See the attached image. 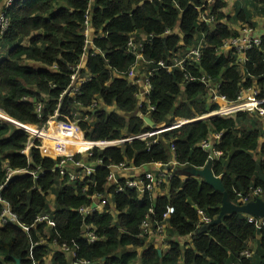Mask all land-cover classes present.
<instances>
[{"label":"trees","instance_id":"trees-1","mask_svg":"<svg viewBox=\"0 0 264 264\" xmlns=\"http://www.w3.org/2000/svg\"><path fill=\"white\" fill-rule=\"evenodd\" d=\"M3 2L0 0V7ZM227 4L226 0H14L7 11L10 27L2 46L9 52L0 61V109L6 113V123L0 122V188L5 185L0 190V214L3 203H8L17 223L0 226V264H17L18 260L20 264H44L54 245L60 251L55 253L53 264H69L61 246L73 241L76 258L94 264H264V228L249 222L248 214H226L220 223L199 226L200 210L213 223L223 203L222 192L207 182L182 180L173 174L168 186L164 182L159 185L168 193L156 197L153 189L143 192L142 197L137 189L119 191L106 185L110 167L122 163L136 167L168 164L174 157L178 166L203 167L209 153L201 144L208 139L222 151L213 161V173L221 177L230 200L237 204L244 199L264 200V125L247 111L220 116L224 101L219 110L211 112L218 104L211 102L209 85L230 102H237L241 91L250 87L257 88L264 98V36L241 64L233 50L219 54L225 40L240 34L233 32L227 21L255 26L253 18L264 14V0H242L233 17L225 12ZM203 14H212L215 21L204 22ZM87 22L99 53L85 49ZM131 37L143 46L139 50L145 61L137 68L143 81L149 78L151 85L142 104L138 94L144 91L143 83L132 84L125 77L137 63L136 54L128 51ZM202 37L199 62L188 59L185 68L168 69L174 57L183 58ZM85 52L88 59L79 74L91 79L81 85L80 95L62 96L71 83L72 67L80 63ZM27 61L48 68L36 69ZM187 74L196 79L188 80ZM203 76L210 83L203 82ZM38 104L43 105L40 114ZM56 114L58 120L77 122L89 141L82 135L77 138L79 129L64 128L61 134L69 143H60L61 138L44 141L52 154H60L70 143L86 150L92 142L154 131L143 116L155 127L172 124L177 118L193 120L204 115V119L110 147L99 142L102 147H94L90 156L91 161H100L95 172L70 181L56 169L58 161L43 155L41 142L26 131L35 132L32 126L42 128ZM12 118L32 126L18 128L12 125ZM215 134H222L219 141ZM75 157L81 159L82 154ZM17 170L25 172L9 177V171ZM140 181L146 183L145 177ZM258 188L262 192L257 195L254 191ZM51 192L56 194L53 212L48 201ZM107 193L111 203L103 211L94 210L86 219L80 215L78 208L92 205L95 195ZM169 205L175 208L166 221L171 232L192 236V244L169 242L159 255V249L142 236L141 225L147 216L153 224H163ZM46 213L54 226L36 221ZM84 223L91 225L97 241L89 243L82 238ZM257 237L255 254L245 257L243 253L251 251L250 242Z\"/></svg>","mask_w":264,"mask_h":264},{"label":"built area","instance_id":"built-area-1","mask_svg":"<svg viewBox=\"0 0 264 264\" xmlns=\"http://www.w3.org/2000/svg\"><path fill=\"white\" fill-rule=\"evenodd\" d=\"M213 1H215V0H210V2H213ZM226 1L230 2L232 0H226ZM13 2H14V0H4L2 6L0 7V54L2 53V49H3L2 46H3L4 36L10 27V18L7 14V11L13 5ZM202 20L206 23L211 24L215 21V17L212 14H210V15L203 14ZM86 24H87V26L85 29V33L87 36V41H86L85 49L86 50L91 49V50H94V52L99 53L97 48L94 46L93 41L90 40V38H89V30L91 28L90 23L87 22ZM169 32H170V30L168 31V33ZM261 42H262L261 37L255 36L253 34V29L251 28V26L246 25V27L240 32L239 35L233 36L232 38L225 40L223 45L221 46V48H224L227 50H233V52L237 55V63L241 64L245 61L247 53L250 50L254 49L256 46H259L261 44ZM139 47L141 49L143 47L142 44L139 45L138 43L135 42L134 38L131 37L129 39V42H128V51L136 54V56H137L136 62L137 63H135L128 70L125 77L132 84H137V85H141V83H143V76L142 77L140 76L139 70L137 67H138V65H140L141 61H145L143 55L140 53ZM202 48H204V41L199 42L198 46L195 48L194 47L189 48L186 55L183 56V58H180L179 56L174 57V63L172 65L168 66V69L172 70L173 68H185V62L188 59L192 62H196V63L199 62V60L201 58ZM87 59H88V53L85 52L82 56L80 63H78L72 67L71 83H70L69 87L66 90H64L62 96L66 95V96H71L73 98V97L80 95L81 85L86 83L87 81H89L91 79L90 76H80V74H79L80 69L85 68V61ZM159 65L162 67H166V64L164 62H160ZM120 77H122V76H120ZM187 79L188 80H195L196 78L194 76L187 74ZM202 81L205 82L206 84L210 83V79L206 80L204 76L202 77ZM144 85H147L146 94H149L150 90H151L149 78H146L144 80ZM209 85L211 86V90H212V94H211L212 99L214 98L215 100H220V103L222 101H224L227 104H230V103L245 104V105L241 106V108H239L237 111H234L232 113H237L239 111L251 112V113L256 114L259 117V119L263 122V120H264V98H262L260 96V91L257 88L250 87L247 90H242L239 97H238L237 102H230L225 97L217 95V90H215V88H213L214 86L211 84H209ZM219 108H220V106H218L217 109L212 110L211 112L217 111V110H219ZM152 109H154L153 106H151V110ZM42 111H43V105L38 104L37 105V112L40 114ZM5 114H6L5 111L0 109V122L6 123L5 122ZM206 114H208V113H206ZM224 115H227V114H224ZM56 116H57V114L54 117H51L42 128H38V129L41 130L42 133L43 132L49 133L53 136L60 135L63 132L64 128L67 129L68 131H71L73 128L78 129V127L75 125V124L78 125L77 122L69 123V122H66L63 120H58L56 118ZM203 116L195 118L193 120L177 119L172 124L165 125V126H158L156 129H154V131H151L150 136H153V135L158 134V133L160 134L161 132H163L167 129L177 128V127H180L184 124H187V123H190L193 121H197L199 119H202ZM220 116H223V115H220ZM28 132L30 133V131H28ZM221 135L222 134H215L214 139H218V141H219L221 138ZM147 137H149V136L139 135V136H135L131 140L146 139ZM87 141H89V140H87ZM90 142H92V141H90ZM99 142L107 143L105 147L113 146L115 143L114 141H99ZM99 142H92V144L97 143V145L95 147H102V146H100ZM154 142H157V141L155 140ZM92 144H91V146H88L87 149L85 150L86 152H90L89 156L93 155L92 149L94 147ZM30 146H31L30 144L27 146L26 151L30 148ZM201 148L208 151L209 158L212 161L218 159L222 155V151L218 150L216 148V145H213L212 140L207 139V140L203 141L201 144ZM41 152H42V147H41ZM66 154H63V155L57 154L59 156L55 157L56 158L55 159L51 152L48 151V153H46L47 157L53 158V159L58 161L56 164V169L60 172V174L62 176H68L70 181H76L78 179H83V178H85V177H87V176H89L95 172L96 168H93L90 163H86L82 159H76L75 154H68V155H66ZM98 163H100V161H98ZM117 166L127 167L126 163H122V164L117 165ZM17 171H20V170H17ZM17 171H9V177H12V175ZM30 173L33 174L34 176H37L36 172H30ZM144 177H145L146 183H144V181H140V180H138V181L128 180V181H125V185L120 184L118 186V190L123 191L126 188H132V189H137L139 192H145L147 190L151 191L154 188V180L152 179V175L148 173V174H145ZM4 186H1L0 190ZM254 192H255V194L258 195L262 192V189L261 188L255 189ZM97 196H100L99 201H94L93 204L90 206H82V207L78 208V212L80 213V215L84 219H86L88 216L92 215L94 210H97L98 204L105 206L108 203L107 199L105 198V195L97 194ZM239 196L244 199V197L240 193H239ZM0 199H1V195H0ZM246 202H248V199H244V203H246ZM94 204H96L95 207H94ZM3 205H4V208H3L2 213L0 214V223L2 225L8 224L10 221H13L16 219V216L12 214L10 205L6 202H4ZM150 213H153V210H151ZM174 213H175V208L172 205H169L166 209V212L163 215V219H162L164 221L163 224H161L160 222H156L153 224L151 217L147 216L146 220L141 225L142 236L150 237L154 234L163 233L165 222ZM199 214H200L199 224L200 223H206V224L212 223V220L208 216H206L202 210L199 211ZM36 221L37 222H46L48 226H54V221H53V219L49 213L40 215ZM248 221L251 223H254L258 229L264 228V217H255L252 215H248ZM24 228L26 230H28L27 227H24ZM83 228H84L82 230V238L83 239L87 240L89 243H93V242L98 240V237H97L96 233L92 230L90 224L84 223ZM72 246H76V242L73 241L72 245H69L67 243L62 244L61 250L65 251L66 254H72L74 256V259H75L74 264H94V263L87 261V260H78L76 258L75 248ZM243 255L247 258H250L252 256V253L250 251H246L243 253ZM35 264H38V263H35Z\"/></svg>","mask_w":264,"mask_h":264},{"label":"crops","instance_id":"crops-1","mask_svg":"<svg viewBox=\"0 0 264 264\" xmlns=\"http://www.w3.org/2000/svg\"><path fill=\"white\" fill-rule=\"evenodd\" d=\"M206 2L211 3L210 0H206ZM240 2H242V0H232V1L228 2L227 8L225 9V12L229 17H233L236 14V5ZM2 4H1V6H2ZM257 7L260 8L261 6L257 5ZM248 8H251V4L248 5ZM253 21L255 23V26L250 25L251 28L253 29V34L255 36L263 37L264 36V14L256 15L253 18ZM227 22L230 25V27L232 28L233 32L240 33L246 27V24L229 22V21H227ZM175 32H178L177 28L175 29ZM171 33H172V31L170 32V34ZM89 38L92 41H94V39H95V35H94V32L92 31V28H90V30H89ZM202 41H204V37L200 38V40H199V42H202ZM24 44H26V40L24 41ZM8 52H9V48L4 47L2 49V53L0 54V61H2L4 58H6L8 56ZM219 54L220 55L221 54H228V50L224 49V48H220ZM86 62H87V60L85 61V65H86ZM26 63L33 66L36 69H41V68L47 67L44 64L35 63V62H31V61H27ZM143 86H144V91L142 89V91L138 94L140 104L145 102V100L147 99V95H148V94H146L147 85H144V81H143ZM83 111H89V109L84 108ZM143 117H144L145 121H146V119H149L148 116H143ZM177 119L184 120L182 118H177ZM13 120L15 122L12 123V125H15L16 127L19 128L20 122H18L15 119H13ZM146 123L148 124L147 121H146ZM262 123L264 125V120ZM22 125H24V124H22ZM166 125H169V124H166ZM30 126H32V125H30ZM32 127H33L35 132H30L31 137H33L36 140H39L42 143V154L47 156L46 153H48V149H47L48 147H46L47 144H45L44 141H46V139L50 140L51 136L42 133V131L39 130L35 126H32ZM22 128H23V126H22ZM24 130H26V129H24ZM36 132H41V135L40 136L37 135ZM150 133L151 132L141 134V135L150 136ZM125 134H126V132H125ZM137 136H139V135H137ZM134 137L135 136H129L127 138H123L122 140H116V143H114V145L121 144L124 142H128ZM260 141H263V139H261ZM92 145H93V147H95L97 145V143H93ZM68 148H69V149H67L68 153L67 154L65 153L66 155H68V154L77 155V154H82V153L86 152L85 150H80L77 147V145L73 144V143H71L70 146H68ZM86 153H87L86 155L82 154L81 159L84 160L86 163H90L93 168H96L100 163H98L97 161H91L90 156H89L90 152H86ZM56 155L57 154H53L54 157ZM208 162H211V171L213 173V161L210 158L208 159L207 163L203 167L178 166V163L174 157L169 161L168 164L150 163V164L142 165L140 167H136V166L129 164V163L126 164L127 167H119L117 165H114V166L110 167L111 174H110V177H109L106 185H107V188L118 187L122 182H125L128 180H136V181L141 180L143 178V176H145V174L149 173L152 175V179L154 180L153 197H156L157 195H164V194L168 193L167 190H162L161 186H159V185H161L164 182L168 186L169 185V182H168L169 179L168 178L170 176H173V174H177L178 176H180L182 178V180H187L189 178H195V179H199V180L206 182V179L204 176H202L200 174H196L195 172L197 170H204L206 168V166L208 165ZM24 172L25 171L20 170V171L15 172V174L24 173ZM218 177L221 178L220 176H218ZM50 195H52L51 199L49 198ZM49 196H48V201L50 200V202H49L50 203V212H53V211H55L56 194H55V192H51L49 194ZM141 196L142 197L144 196L143 192H141ZM105 198L107 199L108 203H111V195L110 194L107 193V195H105ZM258 198H261V197H258ZM52 199H53L54 204L52 202ZM99 200H100V196L95 195L94 201H99ZM248 202H250V201H248ZM242 204H245V203H242ZM104 207L105 206L98 204L97 210L103 211ZM113 212H115L114 209H113ZM13 221H14V223H17L15 220H13ZM211 224H213V223H211ZM1 225L2 224L0 223V226ZM204 225H207V224L202 223L199 226H204ZM146 241L148 243L151 242L156 248H158L159 250H161L163 252L169 246V242H177V243L181 244L182 246L192 244V236L181 237L178 235H174L171 232V225L167 224V222H166L164 224L163 233L154 234V235L148 237L146 239ZM51 247H52V250H51L50 254L48 255V257L46 258L44 264H53L55 253L60 251V248L57 245H54ZM257 248H258V239H256V241L250 242V247L248 249L251 250L250 252L253 255L255 254ZM139 252H142V249H140ZM66 257L69 260V264H74L75 259H74V256L72 254H66ZM98 263L99 262H96L95 264H98ZM136 264H141V263H140V261H138Z\"/></svg>","mask_w":264,"mask_h":264},{"label":"water","instance_id":"water-1","mask_svg":"<svg viewBox=\"0 0 264 264\" xmlns=\"http://www.w3.org/2000/svg\"><path fill=\"white\" fill-rule=\"evenodd\" d=\"M200 120H203V118L199 119L197 121H200ZM146 121L148 122V124L150 126H154V129L157 128V127H155L153 121L150 118L146 119ZM22 126L25 127L27 125H22L20 123L19 128L20 127L22 128ZM28 126H30V125H28ZM195 173L204 176L205 179H206V182L208 184H210L212 187H214L216 190L222 192V194H223V203H222V206H221V212H220L217 220L214 221L213 224L214 223H220L221 220H222V217L224 215L235 213V212L248 214V215H252V216H255V217H264V200L262 198H257L256 200L247 202L245 204H237V203H234V202H232L230 200L229 194L225 190V187H224V185L222 183L221 178H219L218 176H215L212 173V171H211V162H208V165L206 166V168L204 170H197ZM95 205H94V207H95ZM159 255H162V251L161 250H159ZM17 264H20L19 260L17 261Z\"/></svg>","mask_w":264,"mask_h":264},{"label":"rangeland","instance_id":"rangeland-1","mask_svg":"<svg viewBox=\"0 0 264 264\" xmlns=\"http://www.w3.org/2000/svg\"><path fill=\"white\" fill-rule=\"evenodd\" d=\"M211 102H214L215 104H218V106H220V100H215L214 98L213 99H211ZM212 111V110H211ZM234 113H230V114H227V115H233ZM223 116H226V115H223ZM77 127H78V129H79V131H80V133L81 134H76V136H77V138H79L81 135H82V137L86 140V137H84V133L80 130V128H79V126L77 125V124H75ZM166 124H163V125H160V126H165ZM44 134H46V135H50L51 137H50V139H52V140H57L58 138H61V141H60V143H69V142H67L66 140L68 139V137H66L65 135H64V133L63 134H60V135H55V136H53V135H51V134H49V133H45V132H43ZM115 143H116V141H114ZM71 144V143H70ZM70 144H69V146H70ZM67 149H69L68 148V146H65L64 147V149L61 151V153L60 154H65V153H68V151H67ZM82 154H84V155H86L87 153L86 152H84V153H82ZM59 155H56L55 157H58ZM54 157V158H55ZM140 169V168H139ZM51 196L52 195H50L49 196V198L51 199ZM49 202H50V200H49ZM52 202H53V199H52ZM53 204H54V202H53ZM52 204V205H53ZM256 239H258V237L256 238ZM256 241V240H255Z\"/></svg>","mask_w":264,"mask_h":264},{"label":"bare ground","instance_id":"bare-ground-1","mask_svg":"<svg viewBox=\"0 0 264 264\" xmlns=\"http://www.w3.org/2000/svg\"><path fill=\"white\" fill-rule=\"evenodd\" d=\"M243 105H245V104H233V103L227 104L224 102L225 107L223 109V115L232 113L236 110V106H240V108H241V106H243Z\"/></svg>","mask_w":264,"mask_h":264},{"label":"flooded vegetation","instance_id":"flooded-vegetation-1","mask_svg":"<svg viewBox=\"0 0 264 264\" xmlns=\"http://www.w3.org/2000/svg\"><path fill=\"white\" fill-rule=\"evenodd\" d=\"M99 165H100V164H99ZM99 165H98V166H99Z\"/></svg>","mask_w":264,"mask_h":264}]
</instances>
